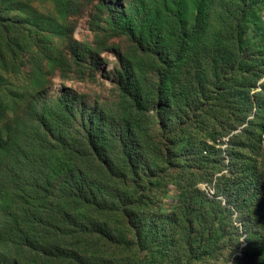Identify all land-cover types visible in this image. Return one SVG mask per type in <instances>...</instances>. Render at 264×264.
Masks as SVG:
<instances>
[{
  "label": "rangeland",
  "instance_id": "obj_1",
  "mask_svg": "<svg viewBox=\"0 0 264 264\" xmlns=\"http://www.w3.org/2000/svg\"><path fill=\"white\" fill-rule=\"evenodd\" d=\"M79 1V13L68 19L55 14L50 0L11 4L9 16L26 47L17 74L0 69L1 137L15 134L29 105L40 109L63 95L75 96L70 133L83 136L91 116L116 107L120 54L131 45L123 36H112L107 28L99 33L108 42L99 63L92 66L90 57L80 64L74 61L76 41L82 44L81 50L86 46L97 48L96 33L90 29L95 6L103 1L144 11L164 6V0ZM183 1L184 24L192 27L201 0ZM133 13L131 9L127 15ZM241 38L250 45L242 53L238 51ZM254 44L256 49H252ZM201 45L205 56L215 52L225 55L223 66L229 68L223 73L224 80L213 87L208 71H200L199 62L192 60V72L203 83H194L190 117L166 130L161 128L162 119L156 110L151 111L147 137L154 143V154L150 171H156L157 178L151 180L152 187L148 186L149 174L117 179L106 212L95 217L96 234L81 246V252L97 253L89 264H240L246 247L253 260H264L254 222L262 213H251L240 206L264 185V108L256 100L257 96L264 98V0H214ZM177 74H172V90L177 89ZM150 78L157 81V74ZM182 123L188 124L185 130L180 128ZM188 131L191 135L185 138ZM159 152L163 153L160 157L169 155L170 168L160 163ZM232 153L241 158L235 168ZM57 159L53 161L54 169L63 163ZM244 163L248 171L242 169ZM160 166L164 168L158 169ZM221 178V185L232 180L241 191L249 188L248 194L234 204L228 202L218 193ZM204 194L222 201L229 210L224 212L207 202ZM138 196L142 202L136 205Z\"/></svg>",
  "mask_w": 264,
  "mask_h": 264
},
{
  "label": "trees",
  "instance_id": "obj_2",
  "mask_svg": "<svg viewBox=\"0 0 264 264\" xmlns=\"http://www.w3.org/2000/svg\"><path fill=\"white\" fill-rule=\"evenodd\" d=\"M15 1L21 0H0V69L17 74L23 66L19 60L26 43L9 16ZM50 1L61 19L78 14L81 6L79 0ZM171 1L164 0V6L156 11L133 5L114 7L105 1L95 6L90 29L96 33L97 48L86 46L81 50L82 44L76 41L74 61L80 64L90 57L91 65H97L100 54L108 48L99 33L107 28L112 36H123L131 45L120 54L116 107L91 116L83 136L70 133L75 120V96L70 95L40 109L29 105L15 134L0 136V264H89V260H94L97 253L81 252V246L96 234L95 217L106 212L107 199L116 190L117 179L142 173L151 175L148 181L157 178L156 171H150L154 154V143L147 137L151 111L156 110L162 119L161 128L166 130L190 117L194 83H203L192 72V60L199 62L200 71H208L213 87L224 80L223 73L229 68L223 66L225 55L215 52L205 56L201 45L214 0L200 1L192 27L183 21L184 1ZM131 9L134 13L128 16ZM238 46L241 53L250 48L242 38ZM256 48L254 44L252 49ZM173 73L179 75L175 90L170 87ZM152 74H157V81L150 78ZM256 100L264 108L263 96ZM2 114L0 102V120ZM186 125L182 123L180 128L185 130ZM190 135L188 131L185 138ZM161 154L158 153L162 162H158L171 166L169 155L160 157ZM232 155L235 168L241 158L238 153ZM54 158L63 161L58 169L53 168ZM241 166L248 171L247 163ZM223 181L224 178L219 179L218 193L228 202L234 204L248 194L249 188L244 192L234 181L221 185ZM152 185L153 181L148 183L149 187ZM204 195L207 202L220 206L224 212L229 210L222 201ZM141 196L136 198V205L142 202ZM240 206L251 213H262L257 221H251L257 224L264 249V185L241 201ZM239 261L264 264V260L252 259L249 247Z\"/></svg>",
  "mask_w": 264,
  "mask_h": 264
}]
</instances>
